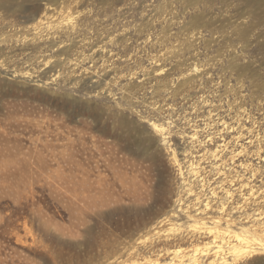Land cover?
Segmentation results:
<instances>
[{
	"label": "rangeland",
	"instance_id": "rangeland-1",
	"mask_svg": "<svg viewBox=\"0 0 264 264\" xmlns=\"http://www.w3.org/2000/svg\"><path fill=\"white\" fill-rule=\"evenodd\" d=\"M246 195L256 218L264 0H0V264H211L192 204Z\"/></svg>",
	"mask_w": 264,
	"mask_h": 264
},
{
	"label": "bare ground",
	"instance_id": "bare-ground-1",
	"mask_svg": "<svg viewBox=\"0 0 264 264\" xmlns=\"http://www.w3.org/2000/svg\"><path fill=\"white\" fill-rule=\"evenodd\" d=\"M33 18L35 19L36 17L34 16ZM41 19L38 18V21L37 22L35 21V23H33L32 26L34 29H36L37 27H39V25H41L42 23ZM155 128L161 132L165 130V127L161 124H155ZM242 150H239L238 152H236V154L242 153ZM226 181L229 182L230 185L236 186L235 189L238 188L239 190H243L246 188V186H248L246 182L239 181V177L237 176L236 177L231 176V178L229 177ZM212 193L215 196L219 195V192L216 189L213 190ZM227 195L232 200L234 193L232 190L229 189L227 191ZM201 197L202 196H198L197 198L200 199L199 202L201 201ZM248 201H249V197L246 195V197H244V201H243L244 203L237 204L233 209L229 210L225 215H213L211 212H213L214 207L210 201H207L205 203V208H202L199 205L198 201L192 204V207L198 211V214L201 215L199 216L200 219H203L202 222L204 223V226L201 229L202 230L201 234H205L208 237H210V241L207 242L208 249L206 250V254L207 255L212 254L213 258L209 261L211 264H227L229 261L228 257L230 256L239 258L242 256H248V257L253 256L260 252L264 253L263 222L252 223L249 226L244 225L245 223H251L255 216V214L247 210L249 204ZM221 210L223 211L227 210L225 202H223L221 206ZM256 211H257L256 214H259V216H257L256 218L264 217L263 210L257 208ZM238 212L239 213L244 212L243 214H240L239 220L232 218V216L234 214H237ZM192 216L194 215L192 214ZM256 259L258 264L264 263V257L257 256ZM156 262L157 261H150L149 264H158ZM190 262L193 264H202V258L198 255V253L194 252L190 259Z\"/></svg>",
	"mask_w": 264,
	"mask_h": 264
}]
</instances>
